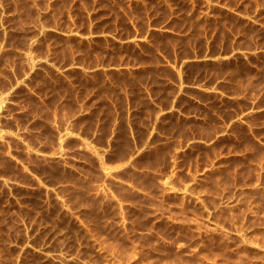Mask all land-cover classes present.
Returning <instances> with one entry per match:
<instances>
[{
  "label": "rangeland",
  "instance_id": "obj_1",
  "mask_svg": "<svg viewBox=\"0 0 264 264\" xmlns=\"http://www.w3.org/2000/svg\"><path fill=\"white\" fill-rule=\"evenodd\" d=\"M149 9L254 45L214 143L130 145L124 106L91 111L92 33ZM0 264H264V0H0Z\"/></svg>",
  "mask_w": 264,
  "mask_h": 264
},
{
  "label": "crops",
  "instance_id": "obj_2",
  "mask_svg": "<svg viewBox=\"0 0 264 264\" xmlns=\"http://www.w3.org/2000/svg\"><path fill=\"white\" fill-rule=\"evenodd\" d=\"M157 13L158 10H141V18L133 19L119 10L125 19L123 23L111 26L108 25L111 21L107 25L105 21L101 30L92 33L93 37L103 36L108 40L102 42L103 53L116 62L104 61L105 56L88 60L86 77H93L95 86L90 97L91 111L110 108L120 113L124 106L125 112L132 116L127 129L148 131L141 142L129 132L130 145L158 144L154 136L163 125L170 132L163 134L161 142L182 147L214 143L220 135L243 122L252 109L227 106L224 111L230 115L223 118L211 106L220 108L222 99L235 96L232 86H236L238 75L234 71L242 52L252 51L254 45L248 41V35L234 33L232 24L221 23L219 33L206 36L203 23L191 21L185 12ZM175 24L177 27L185 24L187 31L175 29ZM190 30L194 33L192 39L202 37L206 41L201 46L191 41ZM185 36L186 41L182 39ZM214 37L219 39L218 43L211 42ZM210 49L217 53L211 54Z\"/></svg>",
  "mask_w": 264,
  "mask_h": 264
},
{
  "label": "trees",
  "instance_id": "obj_3",
  "mask_svg": "<svg viewBox=\"0 0 264 264\" xmlns=\"http://www.w3.org/2000/svg\"><path fill=\"white\" fill-rule=\"evenodd\" d=\"M199 25L201 24V23H198ZM198 24H196L195 25V28H196V26L198 27ZM204 26V25H203ZM173 27L176 29V28H179V29H184V30H186L187 29V27H186V25L185 24H183L182 26H179V27H177L176 26V24L175 25H173ZM187 31V30H186ZM191 32V34H190V36H191V41L192 40H194L195 41V43H198V44H200V46H201V43L202 42H204V41H206V39L205 38H202V37H196V38H194V39H192V36L194 37V33L192 32L193 30H190ZM170 35V34H169ZM182 39H184L185 41L187 40L186 39V36L185 37H183ZM93 43H98V42H107L108 40L107 39H105L103 36H94V37H92L91 39H90ZM218 41H219V39L218 38H216V37H214L212 40H211V42H213V43H218ZM228 42V41H227ZM116 44H118L117 42H115ZM209 52L211 53V54H215V53H217V51L216 50H209ZM186 54V53H185ZM199 54H200V51H199ZM108 58H110V57H106V59L104 60V61H106V62H110V63H114V62H116V61H114V60H110V59H108ZM94 59H95V57H94Z\"/></svg>",
  "mask_w": 264,
  "mask_h": 264
}]
</instances>
